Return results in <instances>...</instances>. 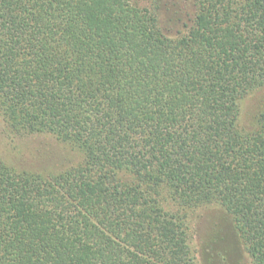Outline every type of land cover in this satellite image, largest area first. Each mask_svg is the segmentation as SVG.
<instances>
[{
	"label": "trees",
	"instance_id": "trees-1",
	"mask_svg": "<svg viewBox=\"0 0 264 264\" xmlns=\"http://www.w3.org/2000/svg\"><path fill=\"white\" fill-rule=\"evenodd\" d=\"M189 1L171 35L159 0H0L7 129L79 154L0 157V264H199L208 207L231 223L217 249L264 264V104L239 122L264 87V0Z\"/></svg>",
	"mask_w": 264,
	"mask_h": 264
},
{
	"label": "rangeland",
	"instance_id": "rangeland-1",
	"mask_svg": "<svg viewBox=\"0 0 264 264\" xmlns=\"http://www.w3.org/2000/svg\"><path fill=\"white\" fill-rule=\"evenodd\" d=\"M133 1L146 5L153 4L157 0ZM159 2L162 5L160 19L166 33L176 35L179 31H183L185 23H189V17L193 14L192 3L190 4L189 0H159ZM263 104L264 87L254 91L242 101L240 126L251 128L255 115ZM0 157L18 168L56 169L76 162L79 154L49 134H15L7 129L0 115ZM190 224L193 233L192 244L199 264H251L250 258L242 249L229 255L223 252L224 250L217 249L220 248V243H224L221 237L225 236L226 227L231 224L223 210L208 207L192 211Z\"/></svg>",
	"mask_w": 264,
	"mask_h": 264
}]
</instances>
